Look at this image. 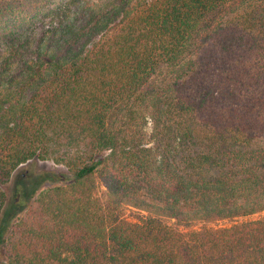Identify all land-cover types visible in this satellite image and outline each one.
<instances>
[{
    "label": "trees",
    "instance_id": "16d2710c",
    "mask_svg": "<svg viewBox=\"0 0 264 264\" xmlns=\"http://www.w3.org/2000/svg\"><path fill=\"white\" fill-rule=\"evenodd\" d=\"M0 255L264 264V0H0Z\"/></svg>",
    "mask_w": 264,
    "mask_h": 264
},
{
    "label": "rangeland",
    "instance_id": "374dc122",
    "mask_svg": "<svg viewBox=\"0 0 264 264\" xmlns=\"http://www.w3.org/2000/svg\"><path fill=\"white\" fill-rule=\"evenodd\" d=\"M48 22V19L44 20V23ZM64 170L63 166L54 164L50 160H35L22 165L12 181L3 187L7 193L8 204L5 214L7 224H10L24 211L27 202L31 199L33 187L49 185L48 183L52 182L49 176L52 177L54 173L61 174ZM255 216L257 215L253 217ZM0 264H5V260L1 255Z\"/></svg>",
    "mask_w": 264,
    "mask_h": 264
}]
</instances>
